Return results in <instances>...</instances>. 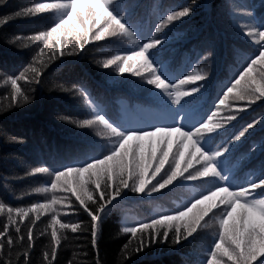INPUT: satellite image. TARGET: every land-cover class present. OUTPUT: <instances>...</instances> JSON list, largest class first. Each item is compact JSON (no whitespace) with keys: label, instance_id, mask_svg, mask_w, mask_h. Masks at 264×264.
Returning <instances> with one entry per match:
<instances>
[{"label":"trees","instance_id":"1","mask_svg":"<svg viewBox=\"0 0 264 264\" xmlns=\"http://www.w3.org/2000/svg\"><path fill=\"white\" fill-rule=\"evenodd\" d=\"M31 0H6L0 5V17L29 5ZM122 14L142 35L153 32L159 19L168 11L182 6H191V14L173 22L157 34L163 41L154 50L173 76L191 73L195 69L207 72V79L185 89L200 87V92L186 98L188 103L180 108L183 120L176 118L178 106L171 105L166 97L157 94L153 86L131 74L117 75L112 69L101 67L103 60L128 47L126 41L105 39L92 41L84 51L73 55L59 56L52 61L41 77L40 83L23 84L30 102L21 106L7 107L5 99L10 88L0 84V202L10 206L26 207L45 199L34 189L43 186L47 176H27L35 166H47L53 170L80 166L93 157L100 156L114 140L97 135L99 129H81L71 120L90 118L93 109L77 95L64 88L79 86L87 90L97 108L108 119L122 129L152 131L155 127L182 123L190 128L205 118L211 111L222 91L231 85L245 60L257 46L250 41L242 29L245 25L264 22V0H120ZM251 13V15H248ZM50 14L38 18L16 19L0 32V76L18 74L31 61L35 48L21 49L6 42L4 37L21 35L22 38L43 29L49 23ZM71 42V38H69ZM71 51V48L67 49ZM183 103V102H182ZM232 114L237 119L218 130L215 148L224 144L243 126L264 117V101L247 106L245 102H232ZM243 109L242 111L240 109ZM223 115L229 111L222 109ZM155 139V138H153ZM227 156L229 181L233 188L246 186L264 172V120L232 145ZM187 175V174H186ZM73 182V177H69ZM216 183L212 180L189 182L178 180L168 189L152 195L136 194L125 190L122 196L109 206L99 233L97 247L99 264H204L206 253L215 240L217 226L209 220V227L200 229L193 237L180 244L153 243L139 253L132 251L135 241L129 246V259L125 260L122 247L131 239L122 234L127 222L148 221L160 214H171L184 204L206 192ZM103 187V185H102ZM58 196L70 194L57 193ZM98 195V194H97ZM257 197L264 191L257 190ZM70 208L57 206L63 222L80 223L83 230L67 236L58 249L53 264H96V250L92 247L90 217L79 209L78 202L71 197ZM67 205L68 201L65 200ZM95 207V205H90ZM65 212L70 214L64 215ZM49 217H41L33 229L36 240L31 251V264H43L42 252L50 246L49 235L40 236ZM0 217V228L6 223ZM27 223V221H25ZM22 233L27 229L20 225ZM15 237V225L10 226ZM18 242L13 249V261ZM7 252V249H5ZM5 259L8 256L5 255ZM255 264V262H254Z\"/></svg>","mask_w":264,"mask_h":264},{"label":"snow or ice","instance_id":"2","mask_svg":"<svg viewBox=\"0 0 264 264\" xmlns=\"http://www.w3.org/2000/svg\"><path fill=\"white\" fill-rule=\"evenodd\" d=\"M4 3L6 0H0V5ZM122 10L120 0H31L29 5L0 17L2 32L16 19L50 14L49 23L43 29L23 38L21 35L4 37L6 42L21 49L35 48L31 61L18 74L0 76V84L10 88V94L5 97L9 101L7 107L30 102L23 84H39L49 64L58 58V51L59 56L73 55L84 51L92 41L115 39L126 41L131 47L103 60L101 67L112 69L117 75L131 74L141 78L144 83L153 86L158 95L166 97L171 105L178 106L176 118L183 120L180 108L188 103L186 98L200 92L199 86L187 90L185 86L206 80L207 72L195 69L173 77L157 59L154 50L163 43L157 34L173 22L189 16L191 6L165 13L147 36L136 30ZM242 31L257 48L245 60L231 85L218 97L214 105L216 110L190 128L176 123L155 127L152 131L122 129L100 111H95L97 106L86 89L75 85L72 88L60 86L62 91L77 94L94 110L90 118L69 122L81 129H99L98 136L114 142L100 156L80 166L58 170L35 166L26 172L27 176L48 177L43 186L34 189L45 199L26 207L0 202V217H5L7 221L0 228V264H14L12 253L18 242L22 251H16L15 264H31V251L37 238L33 229L43 216L49 219L39 235H49L48 229L51 231L50 246L43 250L42 260L43 264H53L62 240L67 239L64 230L70 229L72 233L83 230L80 223L63 222L60 218L61 211L57 206L70 208L73 213L77 210L72 207L71 197L78 202L79 209L90 217L92 247L96 250V264H99L97 241L109 206L125 190L152 195L168 189L178 180H212L216 183L171 214H160L148 221L132 224L126 222L121 232L130 234L131 239L121 249L125 260L130 258L128 250L133 241L136 246L132 251L136 253L153 243L180 244L200 229L209 227V220H214L218 230L204 264H264V196L256 195L258 189L264 191V172L246 186L233 188L227 183L226 156L231 153L232 145L245 137L264 117L247 123L224 144L212 147L218 130L237 119L232 114V102H245L250 106L264 101V22L245 25ZM69 48L71 51L67 50ZM222 109L228 110L229 114L223 115ZM70 176L73 177L71 183ZM57 193L70 195L61 197ZM12 225H15V237L10 232ZM20 225L27 229L26 235ZM5 255L8 259L4 258Z\"/></svg>","mask_w":264,"mask_h":264}]
</instances>
